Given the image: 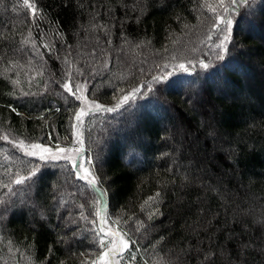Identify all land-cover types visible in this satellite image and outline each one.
Instances as JSON below:
<instances>
[{
    "label": "trees",
    "instance_id": "obj_1",
    "mask_svg": "<svg viewBox=\"0 0 264 264\" xmlns=\"http://www.w3.org/2000/svg\"><path fill=\"white\" fill-rule=\"evenodd\" d=\"M29 3L0 0V264H96L108 216L119 264H264V0ZM77 85L109 108L139 91L79 124ZM21 141L82 152L41 160Z\"/></svg>",
    "mask_w": 264,
    "mask_h": 264
},
{
    "label": "snow or ice",
    "instance_id": "obj_2",
    "mask_svg": "<svg viewBox=\"0 0 264 264\" xmlns=\"http://www.w3.org/2000/svg\"><path fill=\"white\" fill-rule=\"evenodd\" d=\"M24 4L27 5L28 8L32 9L33 14L35 13L36 9L34 7L33 4L29 3V0H23ZM233 3H236V0H232ZM245 2H247V0H245ZM207 7H209L210 11H215V8H213L211 5H206ZM220 6L223 7V0H220ZM218 19L222 22V23H227L228 25H231L232 21L231 20H227L224 21L222 18L218 17ZM229 40V36H225L224 37V41H228ZM217 48L222 49L223 51L227 52V48L225 47V43L221 42L220 44L217 45ZM220 59H223V57H219ZM201 66L203 68H207L208 65L207 64H201ZM179 68L184 70V71H188V69L185 67L184 64H180ZM154 79H159V78H154ZM15 83V82H14ZM63 87L65 88L66 91L70 92L72 95H75L74 92H72L71 87L68 84L63 85ZM81 91V86L77 85L76 86V92H80ZM139 91L138 89H134L133 92L130 94L132 96L135 95V93ZM130 95H125L123 97H121L118 101V103L114 106V107H105L103 105L97 104L95 103V101L91 102V107H88L87 110L86 108L82 107L80 109L79 112L76 113L75 115V119L79 124L83 123V117L90 115L92 113V111H105V112H113L116 109L120 108L124 103L128 102V100L130 99ZM77 100H81L84 99L86 100V97H82V96H76ZM74 127L78 128V125H74ZM4 139H7V137H3ZM76 142L77 143H82V141L80 140V133L77 132L76 134ZM17 147L19 148H27L25 154L29 155V156H34L37 155L36 151H34L35 149H40L41 150V155H40V159L41 160H46V159H50V160H59V159H64V160H68V161H72L73 159V153H75V155L79 156L82 152V149L80 148H76V149H71V148H61L59 146H57V151L56 152H52L51 149L43 147L40 144H30L25 146L24 142L21 141L19 142V144L17 145ZM44 153H47L48 155L45 156ZM88 164L91 165V161H88ZM73 170L76 174V177L78 179L84 180L86 182V186L91 189L93 192H95L97 190V185L99 184V178L95 175L94 169L85 167L84 163H73L72 164ZM38 168H34L29 176H25V177H20L15 179L13 182L17 185L20 184H24L26 182V180L31 179L32 176H34L36 174V172L38 171ZM106 195V193H101V196ZM160 197V194L157 193L155 197H149L147 201H145V204L141 206L142 210L144 209V207L146 206H150L151 204H155L158 202ZM0 203H3L2 201H0ZM81 208H83V205L80 206ZM158 211V209H157ZM97 216H100V213L97 212L96 213ZM150 214V218H151ZM85 218V217H82ZM101 222H104V218L101 217ZM114 223H116V221H114ZM104 231L103 228H101V232ZM113 235H119L118 233H113ZM126 235V234H125ZM112 245L114 246L112 249L109 250V252H105L103 255L100 256V260L103 261L105 259V257H110L112 255H115L117 253L121 254L129 249V241L124 239L123 236L119 237V243H117L116 240L111 241ZM134 243V242H133ZM100 245L101 247L105 246V242L103 239L100 240ZM245 247H247V245H245ZM213 256L212 252H208L204 255V260L205 261H211ZM135 257L133 256V259ZM108 264H111L110 260L108 261Z\"/></svg>",
    "mask_w": 264,
    "mask_h": 264
},
{
    "label": "rangeland",
    "instance_id": "obj_3",
    "mask_svg": "<svg viewBox=\"0 0 264 264\" xmlns=\"http://www.w3.org/2000/svg\"><path fill=\"white\" fill-rule=\"evenodd\" d=\"M77 94H78V96L85 97V95L82 92V90L80 92H77ZM80 101L83 103V107L86 108V110H87L88 107L92 106L91 102L89 100H87V99L86 100L81 99ZM30 144H36V143H24L25 146L30 145ZM43 147H45V146H43ZM46 148H48V147H46ZM61 148L76 149V148H72V147H61ZM20 149L22 150L23 153H25L26 150H27V148H24V149L20 148ZM49 149H51L52 152H56L57 151V147H53V148H49ZM34 151H36L37 155H34L32 157H36V158L40 159L41 150L40 149H35ZM44 155L47 156L48 154L44 153ZM72 155H73V159H72L71 162L76 161L78 159L77 157L81 156V154L79 156H77V155H75V153H73ZM46 160H50V159H46ZM89 160H90V158L87 159V161H89ZM81 161H82V159L79 158L78 163H82ZM60 186H61V189H63V190H67V189L71 190V185H70V183H68V180L65 179V178H62V182L60 183ZM71 202H72V200H71ZM103 209L105 211L104 207H103ZM1 210H3V212H6L7 207L3 206V208ZM105 215H106L105 213H102V216H105ZM103 218H104V222H103L102 225H103V227L105 229V233L107 234V236H106V244H105V247L102 249V251H101V253H100L99 257H98L96 264H108L109 260H110L111 264H119V262H118L119 253H117L115 255H112L110 257H105V259L103 261H101L99 259L101 255H103L105 252H109V250L114 247L112 245L111 241L116 240L117 243H119V237L120 236H123V238L126 239L124 234L117 228L116 225H110V222L108 221V220H110L109 216L107 218L106 217H103ZM65 220H66V222H69L71 220V217H66ZM76 233H77V231H76ZM113 233H118L119 235H113ZM75 236H76V234H75ZM80 236H82V235H80Z\"/></svg>",
    "mask_w": 264,
    "mask_h": 264
}]
</instances>
